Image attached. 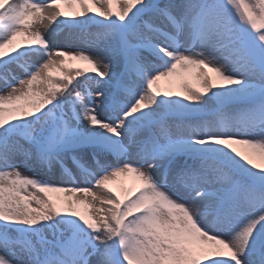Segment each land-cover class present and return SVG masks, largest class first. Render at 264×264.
<instances>
[{"label": "snow or ice", "instance_id": "1", "mask_svg": "<svg viewBox=\"0 0 264 264\" xmlns=\"http://www.w3.org/2000/svg\"><path fill=\"white\" fill-rule=\"evenodd\" d=\"M0 264H264V0H0Z\"/></svg>", "mask_w": 264, "mask_h": 264}, {"label": "rangeland", "instance_id": "2", "mask_svg": "<svg viewBox=\"0 0 264 264\" xmlns=\"http://www.w3.org/2000/svg\"><path fill=\"white\" fill-rule=\"evenodd\" d=\"M53 27H55V25H53ZM65 33L61 32L60 33V37L62 39V42H63V37H64ZM60 42L59 40H57V43H62ZM71 65L72 67H77V66H81V62H71ZM55 74V73H54ZM163 84V82H161ZM69 167H71V164H70V161H69ZM21 171L26 174V175H31V176H37L38 178H41V179H51V176L53 175L52 173H47L46 171L45 172H41L37 169H32V168H24L22 167L21 168ZM57 173H59L57 171ZM130 184V182H126L125 186H128Z\"/></svg>", "mask_w": 264, "mask_h": 264}, {"label": "bare ground", "instance_id": "3", "mask_svg": "<svg viewBox=\"0 0 264 264\" xmlns=\"http://www.w3.org/2000/svg\"><path fill=\"white\" fill-rule=\"evenodd\" d=\"M46 35H49V33H46ZM60 42H62V39L61 38H59L58 39ZM51 179H53V180H59V173H55V174H53L52 176H51Z\"/></svg>", "mask_w": 264, "mask_h": 264}]
</instances>
